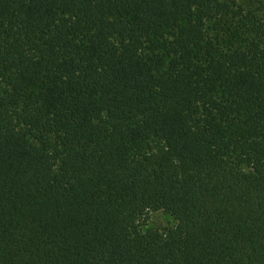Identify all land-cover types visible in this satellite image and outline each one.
<instances>
[{
    "label": "trees",
    "instance_id": "trees-1",
    "mask_svg": "<svg viewBox=\"0 0 264 264\" xmlns=\"http://www.w3.org/2000/svg\"><path fill=\"white\" fill-rule=\"evenodd\" d=\"M248 1L0 0V264H264ZM224 18L246 46L212 38Z\"/></svg>",
    "mask_w": 264,
    "mask_h": 264
},
{
    "label": "rangeland",
    "instance_id": "rangeland-1",
    "mask_svg": "<svg viewBox=\"0 0 264 264\" xmlns=\"http://www.w3.org/2000/svg\"><path fill=\"white\" fill-rule=\"evenodd\" d=\"M246 13L255 12L256 6L248 0H238ZM209 32L216 43L226 50L247 45L249 33L244 23L238 19L224 18L209 24ZM177 225L176 220L163 212H153L144 226V231H165Z\"/></svg>",
    "mask_w": 264,
    "mask_h": 264
}]
</instances>
